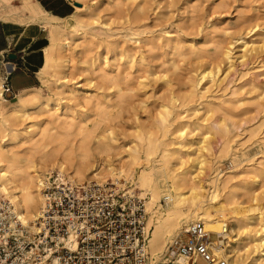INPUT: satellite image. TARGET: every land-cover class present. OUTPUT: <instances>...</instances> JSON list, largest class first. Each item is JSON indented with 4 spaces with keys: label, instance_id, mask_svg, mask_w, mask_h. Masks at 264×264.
Here are the masks:
<instances>
[{
    "label": "rangeland",
    "instance_id": "374dc122",
    "mask_svg": "<svg viewBox=\"0 0 264 264\" xmlns=\"http://www.w3.org/2000/svg\"><path fill=\"white\" fill-rule=\"evenodd\" d=\"M62 1L68 14L76 6L74 16L83 22V29L69 35L63 50L67 61L46 70L47 83L38 74L40 83L35 85L41 90L36 93L59 105L60 118L93 132L86 143L92 163L81 180L75 177L74 166L62 158L38 163L35 170L40 179L60 167L77 182H108L120 193L144 196L147 205L150 195L139 183V168L130 167V161L135 151L145 161L144 151L153 140L158 147L151 161L140 167L153 170L162 193L152 218L167 216L172 177L190 171L204 185V205L211 203L216 192L219 200L231 201L227 206L234 211L233 220L224 221L234 230L231 237L237 242L229 240L223 252L224 257L230 256L225 257L228 264H263L248 237L258 228L261 232L258 216L264 217V0ZM19 10L29 13L28 20L47 27L34 0H0L3 18L14 19ZM76 20L67 18L65 28L70 31ZM52 36L49 33L51 44ZM218 48L229 51L230 60L218 54ZM218 64L220 72L195 87L202 71L215 70ZM16 98L0 99L3 113ZM57 118L41 109L28 118L10 120L2 144L21 153L31 147L29 138L40 146L47 144L46 150L64 141L73 143L78 154L82 137H56L62 133ZM184 127L185 134L179 136L176 131ZM180 157L190 160L182 165ZM201 159L204 165L199 164ZM111 168L114 177L102 175ZM5 199L20 215L18 203ZM181 212L188 216L190 209L184 206ZM241 223L251 229L239 230ZM184 225L175 228L170 240ZM151 229L152 240L153 225ZM211 234L215 240L217 232ZM170 240L167 235L165 244ZM152 248L150 243V253Z\"/></svg>",
    "mask_w": 264,
    "mask_h": 264
},
{
    "label": "built area",
    "instance_id": "2783aa9c",
    "mask_svg": "<svg viewBox=\"0 0 264 264\" xmlns=\"http://www.w3.org/2000/svg\"><path fill=\"white\" fill-rule=\"evenodd\" d=\"M11 73L0 72V95L7 100L17 95ZM40 191L36 232L18 221L0 193V264H177L195 258L227 264L218 249L225 222L217 244L202 220L188 222L156 258L149 251L152 225L144 196L120 193L108 182H77L60 167L49 170Z\"/></svg>",
    "mask_w": 264,
    "mask_h": 264
},
{
    "label": "bare ground",
    "instance_id": "6f19581e",
    "mask_svg": "<svg viewBox=\"0 0 264 264\" xmlns=\"http://www.w3.org/2000/svg\"><path fill=\"white\" fill-rule=\"evenodd\" d=\"M37 12L41 20L47 22L49 33L53 35L52 44L49 48L46 49L45 66L39 73V76L43 83H47L46 70L50 66H53L55 69H57L61 66L59 62L65 63L67 61V56L66 54H64L63 50L68 44V37L69 35L79 33V29H83V22L79 20L77 16H73V18L76 17L77 20L75 22V26L69 31L67 28H65L64 20L53 18L43 10H39ZM218 54H223L225 57H227L228 60H230V53L229 51L224 50V48H218ZM218 72H220V64L216 66L215 70L202 71L195 87L199 86L206 78L214 77ZM40 90L41 88L37 87L18 93V102L14 106H12L10 110L5 111L4 113H0V185H2V189L0 188V193L4 199L6 196L11 200V202L13 201L18 203V206L20 208V215L19 213L17 215L18 211L16 212L17 209L16 207H14L15 205L7 201L9 209L12 213H14L18 221L24 226H27L33 232L37 231L36 224L38 215H41V210L43 207L42 194L40 193V190L38 188V184L40 185L42 179H40L39 173H36L35 170L38 163L47 164L49 162H54L58 158H62L63 163L74 166L75 177L78 180L84 178L85 173L88 172L92 163L91 150L86 146V143L88 139L92 137L93 132H91L90 130H84L83 127L77 128L67 119L60 118V116H58L59 105L57 104L53 106L49 98L41 96V94H39L40 92L36 93V91ZM72 93H75V91L72 90ZM0 99L2 100V102H10V100L2 98L1 95ZM85 100H89V98H85ZM41 109L48 110L51 117H58L55 122L58 124V128L62 130V133H56V137L58 136L66 139L74 134L82 137V141L77 148L78 154L73 143L67 144L62 141L58 147H54L51 150H46L48 145L46 144L40 146L39 141L34 140V138H29V140L27 141L31 145V147L25 152L19 153L5 149L2 142L6 141V126L10 122V120H22L28 118L31 113ZM169 111L170 110L168 108H165V112L167 114L169 113ZM176 133L179 134V136H183L185 134V127L179 129L178 131H176ZM45 135L46 133L43 136L45 137ZM14 137V135H11V139ZM98 144L99 146H101L100 140L98 141ZM156 147H158L156 145V142L150 140L147 149L144 151L145 161H142L139 152L135 151L131 155L130 167L136 166L139 168V183L145 190V194L149 193L150 195L149 202L146 206L148 207L147 211L150 212L148 224L154 226V233L152 240L151 236L149 238V246L150 243H152L153 248L151 253L156 258H158L159 254L161 253L156 254L155 252L162 251L165 248V237L169 235L170 240V238H172L173 236L175 228H178L182 224H187V222L193 220H202L204 221L203 223L206 230H208L210 233L219 232L222 227V223H224L226 220H233L232 216L230 217V215L233 214L234 211L232 210V208H229L227 206L230 200L227 198L224 200V202L219 200L220 195L217 192L212 194L210 200L211 203L209 205H204L203 196L205 190L203 183L197 181L192 176L191 172L186 170L185 172L172 177L173 195H169V200L172 201V205L169 208V212L167 211V216H164L162 218L157 217L153 219L152 217L155 211H152V208L161 199L162 193L160 191L159 184L154 177L153 170L150 169L148 172L146 170H140V167L143 162L149 163L151 161L152 154ZM177 152L178 151H175V154ZM164 153H167L166 150L164 151ZM164 157H166V154L164 155ZM76 158L78 159L77 161ZM189 160V157H180V164L184 165L188 163ZM205 163V159H201L199 161V164L201 165H204ZM102 175H110L114 177L116 173L111 168L109 170L104 169L102 171ZM184 206H187L190 209V213L188 216H186V214H181L182 208ZM257 209H255V211ZM216 215H219V217L217 218ZM258 221L261 232L258 231L259 228L254 232V234H252L253 231H251L248 239L251 240L253 251L258 253L259 259H263L262 263L264 264V217L262 215H259ZM249 226L250 225L248 224L247 226H243V224L241 223L239 224V230L246 231L248 230V228L251 229ZM233 231L234 230L232 228L229 229L228 225L227 232L224 234V238L226 239L222 241V244L218 248L223 255V252L226 250L229 240H231V242L233 243L237 242L236 239L232 240L231 235ZM211 237L215 244H217L213 238V234H211ZM173 239H171L170 241H172ZM225 257L227 259L230 258V256ZM195 262V259L193 262L189 261L186 263L185 261L183 262L182 260H179L177 264H197ZM231 264L234 263L232 262Z\"/></svg>",
    "mask_w": 264,
    "mask_h": 264
},
{
    "label": "crops",
    "instance_id": "0c3cea01",
    "mask_svg": "<svg viewBox=\"0 0 264 264\" xmlns=\"http://www.w3.org/2000/svg\"><path fill=\"white\" fill-rule=\"evenodd\" d=\"M34 1L49 16L59 20L66 21L76 14V6L75 11L68 14V6L62 0ZM29 17L25 10H19L14 19L0 15V72L2 69L12 71L11 85L17 94L38 87L35 85L36 81L40 83L38 74L45 66L46 49L51 45L48 28L39 21L28 20ZM9 54H16L17 58L11 59ZM3 109L0 103V113Z\"/></svg>",
    "mask_w": 264,
    "mask_h": 264
},
{
    "label": "water",
    "instance_id": "95a60500",
    "mask_svg": "<svg viewBox=\"0 0 264 264\" xmlns=\"http://www.w3.org/2000/svg\"><path fill=\"white\" fill-rule=\"evenodd\" d=\"M75 4H79V3H75ZM8 57L11 59H16L17 55L16 54H9Z\"/></svg>",
    "mask_w": 264,
    "mask_h": 264
}]
</instances>
